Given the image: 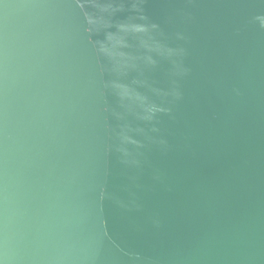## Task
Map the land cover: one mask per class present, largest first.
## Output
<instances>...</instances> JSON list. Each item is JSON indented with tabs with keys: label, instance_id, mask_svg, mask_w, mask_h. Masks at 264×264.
Wrapping results in <instances>:
<instances>
[{
	"label": "water",
	"instance_id": "1",
	"mask_svg": "<svg viewBox=\"0 0 264 264\" xmlns=\"http://www.w3.org/2000/svg\"><path fill=\"white\" fill-rule=\"evenodd\" d=\"M0 264H264V0H0Z\"/></svg>",
	"mask_w": 264,
	"mask_h": 264
}]
</instances>
